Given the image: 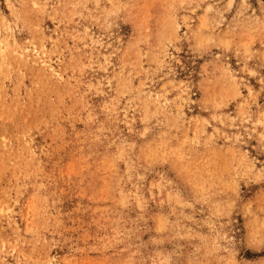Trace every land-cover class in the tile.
Segmentation results:
<instances>
[{
  "label": "rangeland",
  "instance_id": "374dc122",
  "mask_svg": "<svg viewBox=\"0 0 264 264\" xmlns=\"http://www.w3.org/2000/svg\"><path fill=\"white\" fill-rule=\"evenodd\" d=\"M0 264H264V0H0Z\"/></svg>",
  "mask_w": 264,
  "mask_h": 264
},
{
  "label": "bare ground",
  "instance_id": "6f19581e",
  "mask_svg": "<svg viewBox=\"0 0 264 264\" xmlns=\"http://www.w3.org/2000/svg\"><path fill=\"white\" fill-rule=\"evenodd\" d=\"M4 55H5V49L3 48V46L2 45H0V64H1V61L3 62V60H4ZM5 61V60H4ZM48 264H52V263H49L48 262Z\"/></svg>",
  "mask_w": 264,
  "mask_h": 264
}]
</instances>
